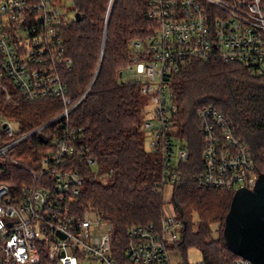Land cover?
<instances>
[{
  "label": "built area",
  "instance_id": "obj_1",
  "mask_svg": "<svg viewBox=\"0 0 264 264\" xmlns=\"http://www.w3.org/2000/svg\"><path fill=\"white\" fill-rule=\"evenodd\" d=\"M148 2L155 27L145 40L134 42L143 55L126 71L143 82V94L156 98L144 127L152 132L150 148L162 154L159 190L164 200L160 220L134 225L120 249L112 222L93 210L76 209L84 169L89 167L94 178L107 174L90 156L82 129L69 125L92 84L74 97L61 74L72 63L60 35V25L71 18L69 10L61 0H0L2 75L8 81L0 80V100L12 99L10 84L28 101L55 98L63 104L56 116L27 131L0 114V166L25 140L38 135L48 141L42 174L32 171L39 184L14 189L0 180V264H35L43 252L50 264H171L172 252L179 250L186 222L172 201V189L183 180L179 167L189 151L174 134L178 106L172 77L187 63L212 57L241 61L252 74L264 75V0ZM198 116L204 134L200 184L236 191L254 188L264 174V160L258 161L221 110L206 105ZM52 126L59 129L47 133ZM235 264L254 263L239 256Z\"/></svg>",
  "mask_w": 264,
  "mask_h": 264
},
{
  "label": "trees",
  "instance_id": "obj_2",
  "mask_svg": "<svg viewBox=\"0 0 264 264\" xmlns=\"http://www.w3.org/2000/svg\"><path fill=\"white\" fill-rule=\"evenodd\" d=\"M72 1V9L82 19L70 18L60 25L67 55L72 58L70 67L61 68V74L74 97L92 84L71 113L69 125L82 129L90 156L107 174L94 178L89 167L84 169L85 182L76 209L93 210L112 222L115 243L122 249L134 225L158 222L162 214V154L146 146L143 82L126 76V66L143 55L134 42L145 40L155 23L149 17L148 0H114L112 4L110 0ZM3 72L4 55L0 51V80L6 83ZM8 88L12 99L0 100V114L16 119L22 131L47 122L63 109L59 99L28 101L12 85ZM171 88L178 106L174 134L189 151L188 159L179 167L183 180L172 189V201L186 222L178 249L185 256L189 247L199 248L203 264H235L239 256L228 247L224 228L236 190L202 186L198 181L204 165V134L198 111L206 105L221 110L262 162L264 75L252 74L241 61L212 57L183 66L172 77ZM57 129L52 126L46 131ZM47 142L37 135L12 149L0 166V180L14 189L39 184L32 171L42 174ZM214 223L219 225L217 237ZM35 264L50 261L43 252Z\"/></svg>",
  "mask_w": 264,
  "mask_h": 264
},
{
  "label": "water",
  "instance_id": "obj_3",
  "mask_svg": "<svg viewBox=\"0 0 264 264\" xmlns=\"http://www.w3.org/2000/svg\"><path fill=\"white\" fill-rule=\"evenodd\" d=\"M75 18L81 20V14L75 13ZM224 236L235 254L254 264H264L263 173L254 188L242 187L236 191L226 217Z\"/></svg>",
  "mask_w": 264,
  "mask_h": 264
},
{
  "label": "rangeland",
  "instance_id": "obj_4",
  "mask_svg": "<svg viewBox=\"0 0 264 264\" xmlns=\"http://www.w3.org/2000/svg\"><path fill=\"white\" fill-rule=\"evenodd\" d=\"M113 2H114V0H110V4H112ZM64 4H65L66 8L69 10L68 14L70 15V17L75 18V11L72 9L74 6L73 1L72 0H64ZM109 7H110V5H109ZM127 75H129L128 72L126 73V76ZM143 100H144L145 109H146L145 119L147 120V119H150L153 115V111L156 107V98H155L154 94L150 93V94H145L143 96ZM143 134L146 138V146H147V148H150V144H151L150 142L152 139V132L149 131L148 129H145V130H143ZM195 220L197 221V217L195 218ZM212 229L214 232L213 233L214 237H217L219 225L217 223H214L212 225ZM171 255H172L171 264H185V263L202 264L203 263L202 252L197 247H189L187 249L185 256L181 253L180 250H174Z\"/></svg>",
  "mask_w": 264,
  "mask_h": 264
}]
</instances>
